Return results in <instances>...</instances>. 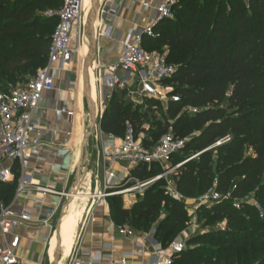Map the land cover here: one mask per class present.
Segmentation results:
<instances>
[{
  "label": "trees",
  "instance_id": "1",
  "mask_svg": "<svg viewBox=\"0 0 264 264\" xmlns=\"http://www.w3.org/2000/svg\"><path fill=\"white\" fill-rule=\"evenodd\" d=\"M60 6L61 0H0V92L46 66L57 25L47 13ZM210 8L199 0H179L173 19L156 24L154 36L143 39L146 50L166 51L167 63L176 69L166 84L179 102L163 108L144 101L138 107L124 100V92H115L100 128L123 137L130 123L137 135L157 110L160 121L148 123L153 130L141 142L153 147L169 127L175 137L187 139L169 161L172 167L181 164L172 177L177 193L197 199L212 189L230 196L228 202L200 210L207 217L205 227L226 219L230 229L192 239L193 247L177 254L173 264H264V216L245 200L252 191L254 203L264 210V0H223ZM160 173L153 164L136 166L130 176L145 182ZM16 182H0V203L10 202ZM233 200L239 201V210ZM108 206L116 226L137 232L154 227V240L163 247L189 221L184 203L166 194L163 180L129 209L120 197H112ZM207 244L215 245L217 255L210 257L213 249Z\"/></svg>",
  "mask_w": 264,
  "mask_h": 264
},
{
  "label": "crops",
  "instance_id": "2",
  "mask_svg": "<svg viewBox=\"0 0 264 264\" xmlns=\"http://www.w3.org/2000/svg\"><path fill=\"white\" fill-rule=\"evenodd\" d=\"M162 1L100 0L99 12L106 9L110 11L111 16H107L103 23L104 35L97 38L94 66L90 70V86L94 83L95 99L99 100V96L105 99L104 113L112 94L120 91L99 87L97 70L117 61L127 36L154 26L156 9ZM70 70L71 67L68 72H51L54 80L53 90L42 95L35 112V120L43 130L42 145L25 158L22 168L16 162H0V170L9 169L12 175L10 180L4 183L12 182L14 178L17 180L13 197L6 205L12 206L14 211L27 210L32 215L31 222L25 226L13 225L6 240H11L12 236L18 237L15 250L18 264L52 263L58 240L61 247L57 264H69L70 259L76 256L80 257L83 264H119L123 258L127 264H150L154 260L153 247L158 244L154 240V227L147 232H137L126 226L123 229L130 234H123L111 221L107 200L99 199L111 196L90 195L92 192L103 190L104 181L109 175L118 182L123 178L132 179L130 174L135 168L123 162L110 166L103 163L101 156L108 149L109 134L100 128L102 119L98 109L97 127L100 130L95 131L86 144L79 171V184L76 181L81 139L89 121L81 85L78 88V96L73 99ZM69 113L71 117L68 116ZM22 177H26L31 184L24 191L18 192ZM36 187L50 190L52 193L37 192ZM76 189L79 195L89 194L90 197H75L72 204L73 206L76 203L75 207L71 206L67 212L72 203L71 194L75 193ZM142 195L124 196V208L129 209ZM188 201L187 199L186 202ZM61 219L64 220L55 239L54 234ZM43 221H46L47 225H43ZM0 245H3L1 236Z\"/></svg>",
  "mask_w": 264,
  "mask_h": 264
},
{
  "label": "built area",
  "instance_id": "3",
  "mask_svg": "<svg viewBox=\"0 0 264 264\" xmlns=\"http://www.w3.org/2000/svg\"><path fill=\"white\" fill-rule=\"evenodd\" d=\"M175 0H163L156 9L155 24L173 19V7ZM57 18L56 28L51 36V46L45 67L36 71V74L24 85L11 89L8 92H0V162L11 161L19 163L21 168L29 154L42 145L43 130L35 120V112L39 107L42 95L53 90L54 80L51 75L53 70L68 72L74 60L81 53L85 32V16L83 12V0H61L60 8L54 13ZM110 11L99 12L98 27H96L97 38L104 35L103 23ZM153 27H148L140 33L126 37L122 43V51L117 61L100 67L97 70V84L99 87L110 91H120L131 100L155 101L163 108L169 102H179V98L173 94V88L166 82L171 80L175 74V67L166 61V52L158 53L148 51L143 45V39L154 36ZM77 41L76 46H72ZM104 98H99L98 110L102 116L106 106ZM71 117V114H68ZM100 128L98 127L99 131ZM109 146L101 156L103 163L118 164L127 163L129 167L158 165L162 173L145 182H139L134 178H123L115 180L111 175L104 181L103 191H111L120 188L118 192H112L102 196L126 195L135 192L142 195L145 190L156 182L167 177V175L181 166V164L165 169L170 158L179 152L187 139L175 137L172 128L164 133L153 147H146L136 135L133 126L126 123L123 137L107 135ZM221 142V141H220ZM216 143L215 146L219 145ZM193 158V157H192ZM12 177L9 169L0 170V182H7ZM132 182L127 187V184ZM30 181L22 177L18 185V192L30 186ZM36 191L47 194L52 191L36 187ZM166 194L179 201L182 197L177 193L170 183L166 186ZM100 195V194H99ZM230 196L221 195L210 189L202 196L194 200L197 207L210 208L212 205L230 201ZM258 216H264V210L258 203L253 204ZM232 207L240 209L237 200L232 201ZM32 220L29 211L21 209L14 211L12 206L0 203V236L3 245H0V264H18L16 248L18 237L12 236L11 240L6 238L13 225L22 227ZM47 225L46 221L42 222ZM121 233H127L120 228ZM185 249L182 239H175L168 246L163 247L155 244L153 247L154 260L150 264H173L174 257ZM69 264H83L80 257L70 259ZM119 264H127L123 258Z\"/></svg>",
  "mask_w": 264,
  "mask_h": 264
},
{
  "label": "rangeland",
  "instance_id": "4",
  "mask_svg": "<svg viewBox=\"0 0 264 264\" xmlns=\"http://www.w3.org/2000/svg\"><path fill=\"white\" fill-rule=\"evenodd\" d=\"M11 1H15V0H11ZM23 1V4H26V3H29L31 2L32 0H22ZM209 1V0H208ZM223 0H212L209 2V4H207L205 2V0H199V2L201 3H204L205 6L209 7L211 6L210 9L212 10H215L218 6L219 3H221ZM226 2V0H224ZM245 3L247 0H243ZM179 0H175V5L174 7H176V5L178 4ZM100 6V5H99ZM173 7V9H174ZM58 10V9H57ZM85 17H86V14L84 13ZM174 15V14H173ZM73 45L76 46L77 45V41H73ZM87 46L85 45V40H83V49H86ZM166 52V51H164ZM83 53L81 52L78 57L74 60V63L71 65V90H72V95H73V99H76V97L78 96V88L80 87V76H81V69H82V63H83ZM96 74V73H95ZM96 76V75H95ZM29 80V78H26L24 81H17L14 85H10L9 87L11 88H17V87H20L22 85H24L27 81ZM168 86H171V85H168ZM172 87V86H171ZM1 89V88H0ZM99 95V91L97 92V97ZM99 98H102L99 96ZM124 100L125 101H128V102H131L133 105L135 106H138V107H142V102L139 100V99H136L134 98L133 100H131L129 97H126V94L124 93ZM96 102H97V107H98V103H99V100L96 99ZM98 109V108H97ZM155 113H153L152 115H148V121L145 122L143 125H142V128L140 130V132H138V137L140 139H143L145 137V134H148L149 132L151 133V131L153 130L151 127H150V123H154L155 125L159 123L160 121V114L158 113L157 110L154 111ZM153 121V122H152ZM98 123H99V117L97 118V126H98ZM149 123V124H148ZM154 126V125H153ZM155 127V126H154ZM98 130V127L95 131ZM94 131V133H95ZM165 169H169L170 166L169 163L167 165H165ZM178 169V168H177ZM177 169H174L173 171H171L167 177L163 178V182H164V187L166 189V186L168 183H170L171 185L174 186L173 182H172V177H174L173 175L175 174V172L177 171ZM132 182H129L127 184V187L129 185H131ZM153 186V185H151ZM149 186V187H151ZM148 187V188H149ZM147 188V189H148ZM121 189L118 188V189H115V190H111V191H98V192H92L90 195L92 197H99L101 195H107L109 193H114V192H118L120 191ZM126 195H130V194H126ZM126 195H113L111 196V198H106V197H99V199L101 200H104L106 199L107 200V203H109V200L112 199V197H120L121 199V202L122 204L124 203L123 202V199L124 196ZM132 195L134 197L137 196V194L132 193ZM136 195V196H135ZM82 196H89V194H85V195H82ZM188 203L186 202L187 199L183 198L181 199V201L183 202L184 201V208L189 216V221L188 223L186 224V227L184 229V231H182V233L179 234L178 237H180L184 243H185V249H188V247H193V244H190L189 242L196 238V237H199L201 236L202 234H208L210 232H214V233H220V232H226L228 231L230 228H229V224H228V221L226 219L224 220H220L218 222H214L211 226L209 227H205V220L204 219H207V217L203 214H201V209L202 208H207V207H197V205L194 203V202H191V200H194V199H188ZM245 200L249 203V204H254V195H253V192H249L246 197H245ZM124 205V204H123ZM151 227L148 228V231L150 230ZM203 245V244H201ZM208 247H212L210 249H213L211 251V256L210 257H214V255H217L218 252H216V250H214L215 248H213L215 245H211V244H207ZM211 245V246H210Z\"/></svg>",
  "mask_w": 264,
  "mask_h": 264
},
{
  "label": "water",
  "instance_id": "5",
  "mask_svg": "<svg viewBox=\"0 0 264 264\" xmlns=\"http://www.w3.org/2000/svg\"><path fill=\"white\" fill-rule=\"evenodd\" d=\"M96 6H97V0H91V6H90V9L88 8L87 10V15H86V20H85V32L84 33L88 34L89 43L87 45L88 51L86 55H84L83 57L80 85H81V89L83 91L84 97L89 106L90 117H89V124L87 128L85 129L82 139H81L80 157H79L78 165L76 167V181L78 184L80 181L79 171H80V167L83 161V154H84L86 144L88 140L92 137L94 131L97 128V116H98L97 102H96V99L93 100L91 97L90 84L87 78L89 69L92 67L95 61V56L97 52L96 20H97V16L99 12V6L98 7ZM102 118H103V115L101 116L100 119ZM73 195H79L77 189L75 193L71 194V196ZM60 247H61V243L58 240L56 249H55L54 259L52 263L50 264H57Z\"/></svg>",
  "mask_w": 264,
  "mask_h": 264
},
{
  "label": "bare ground",
  "instance_id": "6",
  "mask_svg": "<svg viewBox=\"0 0 264 264\" xmlns=\"http://www.w3.org/2000/svg\"><path fill=\"white\" fill-rule=\"evenodd\" d=\"M100 5V0H97V6L96 7H98ZM90 6H91V0H83V12L87 15V10H88V8L90 9ZM85 16V15H84ZM85 20H86V17H85ZM85 35H84V40H85V45L87 46L88 45V43H89V37H88V34L87 33H84ZM82 55H83V57H84V55H86V53H87V51H88V47L86 48V49H83V46H82ZM94 65H92V67H93ZM92 67L89 69V73H88V82H89V84L91 83L92 84V82H90V70L92 69ZM90 84V85H91ZM94 83H93V85H92V87L90 86V89H91V97H92V99L93 100H95V91H94ZM82 93H83V91H82ZM83 100H84V105H85V108H86V111H87V117H88V121H89V117H90V110H89V106H88V103H87V101H86V99H85V97H84V94H83ZM75 197H83L82 195H73V196H71L70 198L72 199V203L69 205V207H68V209H67V212H69V210H70V208H71V206H72V204H73V200H74V198ZM75 205H76V203H75ZM75 205H73L72 207L74 208L75 207ZM72 208V209H73ZM66 212V213H67ZM66 216H67V214H66ZM65 216V217H66ZM65 217H64V219H65ZM64 219H61V221H60V223L58 224V226H57V229H56V231H55V239H57V237H58V235H59V232H60V227H61V224H62V222H63V220ZM72 221L74 220V219H71ZM74 221H76V220H74Z\"/></svg>",
  "mask_w": 264,
  "mask_h": 264
}]
</instances>
